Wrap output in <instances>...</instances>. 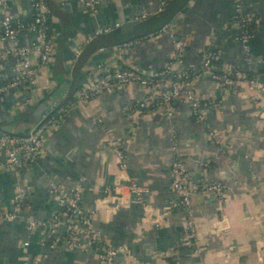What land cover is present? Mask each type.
<instances>
[{
    "label": "crops",
    "instance_id": "crops-1",
    "mask_svg": "<svg viewBox=\"0 0 264 264\" xmlns=\"http://www.w3.org/2000/svg\"><path fill=\"white\" fill-rule=\"evenodd\" d=\"M171 2L173 5L161 12L157 0H102L95 12H89L80 0H47L54 50L40 79L25 94L10 89L0 96V133L25 134L36 124V108L41 102L70 100L82 86L102 77L103 67L111 72L161 70L172 52L167 34L128 49L118 46L164 24L187 42V68H199L202 50L219 49L220 62L264 79V0H243L244 11L253 18V36L246 44L249 65L244 63L243 47L236 41L232 0ZM6 11L23 22L32 14L27 0L9 3ZM141 14L148 16L124 32L120 26L99 32L105 25ZM32 41L30 34L21 32L16 44ZM5 46L0 39V50ZM78 50L80 55L73 61ZM11 68L10 57L0 61V86L11 80ZM91 70L93 77L88 75ZM194 89L210 104L208 120L224 134V153L209 142L204 127L194 122L185 104L174 102L173 116L165 120L155 98L148 114L141 118L131 106L149 97L150 91L137 84L114 86L86 104L73 103L19 179L12 171H0V211L13 209L14 187L20 185L29 196L28 207L20 211L22 218L47 221L60 212L50 188L55 186L68 194L79 187L82 206L94 212V228L113 246L127 247V255L113 264H264V102H251L245 88L225 94L208 75L201 76ZM102 126L111 130L116 142H125V176L146 191L143 205L132 202ZM175 150L192 179L231 185L224 205L210 193L191 198L197 228L196 244L191 246L183 244V212L170 210L177 199L170 173ZM210 156H214L213 162L201 168L198 160ZM3 159L0 152V166ZM113 188L117 190L113 192ZM119 196L129 203L115 207ZM150 219L159 221L158 225ZM42 236V228L29 236L23 220L0 225V264H27L31 255L24 243L41 247L38 240ZM44 253L34 254L31 263L99 264L96 246L69 251L57 245Z\"/></svg>",
    "mask_w": 264,
    "mask_h": 264
},
{
    "label": "built area",
    "instance_id": "built-area-1",
    "mask_svg": "<svg viewBox=\"0 0 264 264\" xmlns=\"http://www.w3.org/2000/svg\"><path fill=\"white\" fill-rule=\"evenodd\" d=\"M13 1L16 0H0V12H2L0 39L6 43L5 48L0 50V61L6 57L12 59V77L8 83L0 86V96L10 89H18L22 94H25L27 89L33 87L40 79L41 71L48 65L54 50L47 0H27L32 10L28 22H23L6 11L9 3ZM157 1L158 11H161L169 0ZM101 3L102 0H80L81 6L89 12H95ZM232 3L234 7L232 24L238 30L236 41L243 47L244 63L249 65L250 58L246 44L253 36V29L251 28L253 18L250 13L244 11L243 0H232ZM147 16L148 14L134 16L133 21L143 20ZM119 26V23L114 25L115 28ZM107 31L109 28L99 32ZM21 32L30 34L33 41L27 45L18 46L16 39ZM161 34H167L172 45L171 56L161 70L145 71L127 68L111 72L103 67L105 74L102 77L93 79L82 86L70 100H54L39 122L31 126L25 134L0 133V152L4 158L0 171H12L15 177L19 179L22 170L39 155L47 134L52 128L64 121L73 103L83 105L114 86L125 87L131 84H137L150 91L149 97L142 101H136L131 106L141 118L148 114L150 102L155 98L165 120H169L173 116L172 104L174 102L185 104L194 122L204 127L209 142L218 151L224 153L222 148L224 147V134L220 129L210 124L208 120L210 104L196 93L194 84L200 80L201 76L208 75L217 84L220 91L225 94L237 93L240 89L245 88L251 102H264V79L240 70L231 63L220 62L221 50L219 49L202 50L199 55V68L196 70L187 68L184 63V51L187 42L176 37L170 31L169 24L137 40L120 44L118 49H128L136 43L153 40ZM79 55L80 51L78 50L74 53L73 61H76ZM93 74V70H91L88 75L93 77ZM96 122L102 125L100 118H97ZM102 130L106 144L113 150L120 178L127 182L128 194L133 196L132 202L143 205V196L146 191L125 176V142H116L109 128L102 126ZM213 159L214 156H210L198 160V165L206 169L213 162ZM170 173L171 187L177 195V199L170 205V210L179 209L183 212V244L191 246L196 244L197 239L191 198L198 193H210L219 205H224L231 191V185L218 181L192 179L187 173L183 158L177 150H175L170 165ZM116 190L113 188V192ZM80 192L81 189L75 187L66 194L59 188L52 186L49 193L55 195L60 212L54 214L49 220L43 221L31 216L22 218L20 211L28 207V190L23 186L16 185L11 202L13 209L0 211V225L15 220H23L24 228L29 236L38 228L43 229V236L38 240L41 247L52 250L57 245H62L69 251H83L91 245H95L99 250L98 263L113 264L118 257L127 255V247L113 246L101 231L94 228L92 221L94 212L82 206ZM115 202V207L129 203L127 200L123 202L120 196L116 198ZM144 207L147 208L146 205ZM150 220L156 226L159 223L156 219ZM24 245L28 246V242H25ZM31 264H39V262L34 260Z\"/></svg>",
    "mask_w": 264,
    "mask_h": 264
},
{
    "label": "water",
    "instance_id": "water-1",
    "mask_svg": "<svg viewBox=\"0 0 264 264\" xmlns=\"http://www.w3.org/2000/svg\"><path fill=\"white\" fill-rule=\"evenodd\" d=\"M185 1H189V0H185ZM134 16H130V17H126L123 18L122 20H119V24H120V30L121 31H126L128 28H130L131 26L135 25V23H137L136 21H133ZM108 27L110 28H114V24H108L105 25L103 28H100L101 30H105ZM34 99L32 98L31 101H33ZM54 100L52 99L49 103L47 102H41L38 107L36 108V115L35 117L37 118L36 124L39 122V116L42 114V112L50 106V104L53 102ZM90 248H95V245H91ZM27 252L31 255V257L28 259L27 264L31 263V259L32 256L34 254H39L40 252L42 254H45V250H47L46 247H39L36 244H29L28 246H26Z\"/></svg>",
    "mask_w": 264,
    "mask_h": 264
},
{
    "label": "trees",
    "instance_id": "trees-1",
    "mask_svg": "<svg viewBox=\"0 0 264 264\" xmlns=\"http://www.w3.org/2000/svg\"><path fill=\"white\" fill-rule=\"evenodd\" d=\"M172 0H169L168 2H167V5L161 10V12H163L165 9H167V8H170L172 5H173V3L171 2ZM164 25H166V24H164ZM163 25V26H164ZM162 27V26H161ZM160 27V28H161ZM253 27V25L251 24V28ZM159 29V28H158ZM157 29V30H158ZM157 30H154L153 32H156ZM153 32H151V33H153ZM147 34H149V33H147ZM147 34H142L141 36H139V37H137V39L138 38H140V37H142V36H144V35H147ZM136 39V38H135ZM129 41H131V40H128V41H123L122 43H120V44H123V43H126V42H129Z\"/></svg>",
    "mask_w": 264,
    "mask_h": 264
}]
</instances>
